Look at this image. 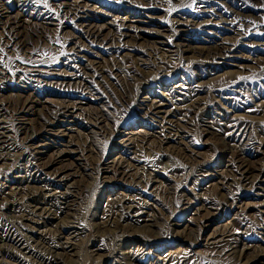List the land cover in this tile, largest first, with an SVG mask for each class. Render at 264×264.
I'll return each mask as SVG.
<instances>
[{
  "label": "rangeland",
  "instance_id": "rangeland-1",
  "mask_svg": "<svg viewBox=\"0 0 264 264\" xmlns=\"http://www.w3.org/2000/svg\"><path fill=\"white\" fill-rule=\"evenodd\" d=\"M0 107V264H264V0H0Z\"/></svg>",
  "mask_w": 264,
  "mask_h": 264
},
{
  "label": "bare ground",
  "instance_id": "bare-ground-1",
  "mask_svg": "<svg viewBox=\"0 0 264 264\" xmlns=\"http://www.w3.org/2000/svg\"><path fill=\"white\" fill-rule=\"evenodd\" d=\"M91 34H95L94 33V31H91ZM21 41V43H19V45H21V46H23L24 45V43L26 42V40H23L22 38H21V40H19V42ZM13 75V74H12ZM9 77L8 76H2V79L3 80H6V79H8ZM2 107V106H1ZM0 107V111L3 109V108H1ZM3 123H5V120L4 119H0V128L2 129V128H4V126H2L1 124H3ZM18 125H17V129H19V130H21V131H23V132H25L26 130H27V126H26V122L24 123V121L23 122H16ZM3 134V135H2ZM2 136H4V133L2 132V131H0V149L1 148H3V146H5V145H7L8 143V139L7 138H3ZM34 139V137H33V135L31 134H29V136H28V138L26 139V144H28V143H30V142H32V140ZM33 164V163H32ZM39 171V169L36 167V170H35V172H38ZM116 208H126L127 210H129V209H131L130 208V205L129 206H127V207H125V206H123L121 203H119V204H117L116 205ZM127 212V211H126ZM107 221V220H106Z\"/></svg>",
  "mask_w": 264,
  "mask_h": 264
}]
</instances>
